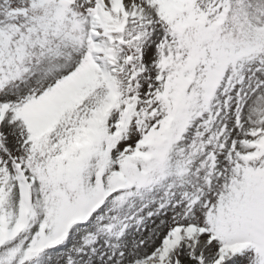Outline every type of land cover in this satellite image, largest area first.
Masks as SVG:
<instances>
[{
    "label": "snow or ice",
    "instance_id": "snow-or-ice-1",
    "mask_svg": "<svg viewBox=\"0 0 264 264\" xmlns=\"http://www.w3.org/2000/svg\"><path fill=\"white\" fill-rule=\"evenodd\" d=\"M0 264H264V0H0Z\"/></svg>",
    "mask_w": 264,
    "mask_h": 264
}]
</instances>
